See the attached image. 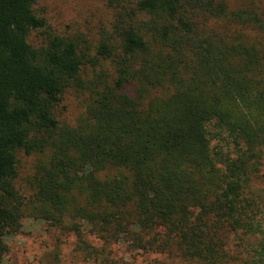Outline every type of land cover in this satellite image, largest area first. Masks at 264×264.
Returning <instances> with one entry per match:
<instances>
[{
    "label": "trees",
    "instance_id": "1",
    "mask_svg": "<svg viewBox=\"0 0 264 264\" xmlns=\"http://www.w3.org/2000/svg\"><path fill=\"white\" fill-rule=\"evenodd\" d=\"M35 2L0 0V261L30 217L104 264L119 244L171 264H264V192L249 189L264 155V10L118 0L94 46L45 30L34 45ZM69 88L86 96L74 126L56 115ZM209 124L231 151L211 146ZM21 154L35 157L27 194Z\"/></svg>",
    "mask_w": 264,
    "mask_h": 264
},
{
    "label": "rangeland",
    "instance_id": "2",
    "mask_svg": "<svg viewBox=\"0 0 264 264\" xmlns=\"http://www.w3.org/2000/svg\"><path fill=\"white\" fill-rule=\"evenodd\" d=\"M118 0H36L33 11L45 19L44 29L32 31L28 41L39 45L44 40V30L62 36L77 38L89 46L97 44L102 34L112 32V25L118 10ZM230 6L249 4L264 10V0H227ZM161 91H154L153 95ZM151 95V94H150ZM86 96L84 93L69 88L56 109V115L61 122L75 125L83 112ZM213 130L210 135L211 146L223 147L231 151L226 141L215 137L217 129L209 124ZM35 162L34 156L20 155L19 176L16 186L20 192L27 194L23 186L24 178L31 173ZM264 192V155L258 166V171L251 175L249 189ZM264 228V213L261 217ZM21 229L18 233L5 237L8 251L0 264H104L101 260H92L77 248V239L73 233L61 231L49 226L40 219L24 217L21 220ZM84 239L93 246L100 248L102 243L86 230ZM109 258L115 264H171L161 259L154 261V255L140 251L127 252L122 244L111 246ZM188 264V263H185Z\"/></svg>",
    "mask_w": 264,
    "mask_h": 264
}]
</instances>
